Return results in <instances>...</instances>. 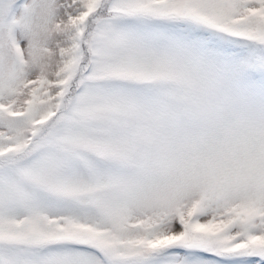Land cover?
Returning <instances> with one entry per match:
<instances>
[{"label": "snow or ice", "instance_id": "1", "mask_svg": "<svg viewBox=\"0 0 264 264\" xmlns=\"http://www.w3.org/2000/svg\"><path fill=\"white\" fill-rule=\"evenodd\" d=\"M0 264H264V0H0Z\"/></svg>", "mask_w": 264, "mask_h": 264}]
</instances>
